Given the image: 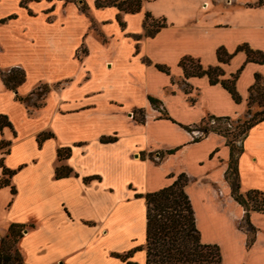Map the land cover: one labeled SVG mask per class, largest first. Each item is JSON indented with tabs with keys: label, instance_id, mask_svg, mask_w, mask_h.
Returning a JSON list of instances; mask_svg holds the SVG:
<instances>
[{
	"label": "crops",
	"instance_id": "obj_1",
	"mask_svg": "<svg viewBox=\"0 0 264 264\" xmlns=\"http://www.w3.org/2000/svg\"><path fill=\"white\" fill-rule=\"evenodd\" d=\"M257 1L152 0L129 14L96 8L94 0H81L86 12L75 0H0V72L24 71L20 97L49 88L31 112L0 77V115L11 124L0 130V160L13 171L0 188V225H33L19 241L23 264H145L144 250L124 262L112 254L144 247L145 200L136 195L181 174L200 241L219 247L222 264H264V213L250 212L247 246L244 210L227 179L232 146L239 192H264V120L239 144L215 132L192 140L186 129L207 115L241 116L255 75L264 79V63L236 51L247 45L264 55V5ZM146 13L166 23L151 37L144 35ZM220 47L233 54L225 64L217 61ZM184 57L204 69L219 66L222 79L239 72L240 103L206 76L184 79ZM41 133L53 137L39 145ZM109 137L115 141H100ZM62 147L70 156L58 161ZM61 166L73 173L56 179Z\"/></svg>",
	"mask_w": 264,
	"mask_h": 264
},
{
	"label": "trees",
	"instance_id": "obj_2",
	"mask_svg": "<svg viewBox=\"0 0 264 264\" xmlns=\"http://www.w3.org/2000/svg\"><path fill=\"white\" fill-rule=\"evenodd\" d=\"M75 1H79L81 4L80 10L86 12L87 9L85 4H82L81 0ZM143 1L152 0H94V5L96 8L114 6L119 12L134 14L140 11ZM25 2L26 0H20V5L23 6ZM254 5L261 7L264 5V0H258ZM2 22H4V20L0 21V23ZM165 25L164 19H154L149 13H146L143 22L144 35L151 37ZM236 51H244L247 56V61L258 64L264 63V55L261 52L250 50L247 45L239 46ZM232 55L233 54H228L222 47L216 50V57L219 63H227ZM178 65L183 71L184 79L206 76L210 85L220 84L221 87L230 94L235 103H240L241 97L235 87L239 72L231 75L227 79H222L223 72L219 66L204 69L198 60L190 57L182 58ZM156 68L160 72L169 74V69L166 66L157 65ZM0 77L4 87L14 92L18 101L23 103L29 102V96L20 97L17 95V88L25 80V73L23 70L20 68H11L7 72H0ZM261 83H263V85H261ZM35 90L32 94H38L40 92L47 93L49 88L46 85H41ZM253 91L264 97V79L257 74L254 77V83L248 89V94ZM148 101L152 106L158 104L157 100L152 97H148ZM34 107L38 108L37 106ZM259 114H261V116L257 120H250L239 126L238 134H243L244 136L253 125L263 121L264 111L259 112ZM212 119L215 121V126L207 127V123ZM228 120H230L229 117H214L207 115L202 119L200 125L206 133L215 132L221 134L230 142L233 140L228 138V130L221 127V124ZM140 121H144V115L141 116ZM4 127L11 128V124L5 116L0 115V130ZM186 129L188 130L189 128ZM51 137L53 136L50 133H41L37 137V142L41 145L43 141ZM100 141L102 143H111L115 141V138H101ZM2 145L3 143H0V148ZM230 150L232 151L230 154V160L232 161V146ZM70 152L71 150L69 147L58 148L56 151L58 161L69 158ZM141 157H144V155L141 154ZM0 168L2 170L0 188H2L9 185L8 179L13 174V171L3 166L2 160H0ZM231 172L233 173V178L227 177L231 188V196L244 210L242 222H244L249 236L247 241V246H249L253 241L251 236L254 233V229L249 224V214L250 212L264 213V192L249 190L245 193H240L237 184L235 163L234 167L231 168ZM72 173V169L69 167H57L55 169V178H66ZM186 183L187 177L181 174L166 187L147 193L144 196L136 195V197H144L145 200L144 247L134 248L124 255L113 253L112 257L118 258L124 262L134 252L144 250L145 264H222L219 247L215 244H204L200 241V235L196 228L194 211L184 189ZM11 192L14 193L13 189H11ZM29 228H33V225L12 223L8 226L5 237L0 240V264H23L20 250L14 248V245L19 243L22 238V232Z\"/></svg>",
	"mask_w": 264,
	"mask_h": 264
},
{
	"label": "rangeland",
	"instance_id": "obj_3",
	"mask_svg": "<svg viewBox=\"0 0 264 264\" xmlns=\"http://www.w3.org/2000/svg\"><path fill=\"white\" fill-rule=\"evenodd\" d=\"M9 70V69H8ZM8 70L4 71L7 72ZM2 72V71H1ZM263 85V83H261ZM41 86V85H40ZM36 91V90H35ZM47 93L40 92L38 94H34L33 96H30L28 104L30 106V111L32 112L34 110V106L40 107L43 105L44 98ZM264 111V97L260 94H257L255 91L251 92L250 94H247L245 98V110L244 113L236 118H231L228 121H225L221 124V127L223 129H227L229 132L228 138L235 141L236 143H240L241 139L243 138V134H238L239 126H241L243 123L248 122L250 120H257L260 118L261 114L259 112ZM253 118V119H252ZM234 159L230 162V168L234 167ZM229 177L233 178V173L229 172ZM0 224H2L0 222ZM242 226L245 227L244 222H242ZM6 231H2V226L0 225V240L5 237ZM14 248L19 249V243L14 245Z\"/></svg>",
	"mask_w": 264,
	"mask_h": 264
},
{
	"label": "built area",
	"instance_id": "obj_4",
	"mask_svg": "<svg viewBox=\"0 0 264 264\" xmlns=\"http://www.w3.org/2000/svg\"><path fill=\"white\" fill-rule=\"evenodd\" d=\"M157 110H160V106L156 105L154 106ZM207 127H210V126H215V121L212 119L210 120L207 125ZM188 132L192 138V140H198V139H201L203 138L204 136H206V131L204 129H202L201 125L199 126H191L189 127L188 129Z\"/></svg>",
	"mask_w": 264,
	"mask_h": 264
}]
</instances>
